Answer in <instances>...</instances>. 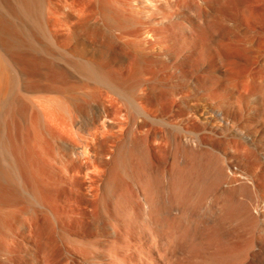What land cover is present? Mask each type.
<instances>
[{
	"label": "bare ground",
	"instance_id": "6f19581e",
	"mask_svg": "<svg viewBox=\"0 0 264 264\" xmlns=\"http://www.w3.org/2000/svg\"><path fill=\"white\" fill-rule=\"evenodd\" d=\"M133 2L0 0V264H264L262 65L222 53L202 39L210 27L194 24L199 36L160 58L151 36L168 17L154 5L139 21ZM58 16L79 26L95 17L102 49L86 46L88 61L60 49L48 28ZM39 35L59 51L52 99L37 100L28 80L41 63L18 58L17 45L48 53Z\"/></svg>",
	"mask_w": 264,
	"mask_h": 264
},
{
	"label": "rangeland",
	"instance_id": "374dc122",
	"mask_svg": "<svg viewBox=\"0 0 264 264\" xmlns=\"http://www.w3.org/2000/svg\"><path fill=\"white\" fill-rule=\"evenodd\" d=\"M160 1V2H159ZM166 1H168V3H167V5H165L164 6V4L163 5H161L162 3H166ZM165 2H164V0H151V1H148V3H147V0L146 1H144V0H136V2L134 3L133 2V4H135V7H137L136 8V10H138V11H140L139 12V15L138 14H136V16H138L139 18L140 17H142L143 15V17L142 18H140L139 19V21H141V19L143 20V22H144V20H145V22H148L147 20H146V11H145V8H146V10L148 9V7H149V10H153V9H156V7L154 6V5H156L157 7H160V9L161 10H164V13L166 14V17H168V21H165V23H160V25H159V27H157L156 29H157V31H158V33L155 31V33H152V38H154V42L152 41V45L151 46H153V51L154 52H156V53H158V54H160L159 55V57L160 58H168V56H166L165 55V53H167V51H168V49L170 50V48L172 49V47L174 48L175 46H180V45H182L183 44V39H185L186 37V35H188L189 34V36H190V34H192V33H194L195 32V34L197 33V32H200L201 34H202V32H203V29L204 28H206V29H208L207 28V26L208 27H210L209 28V30L208 31H204L203 32V34H204V36H202V39L205 41H210V43L211 44H213V43H215V44H213V45H215L216 47L217 46H219V48H221L220 50H221V52L222 53H225V51H226V55H228V54H230L231 55V53H232V56H235V55H237L238 57L240 56V57H245V56H248V57H252V58H255V59H257L258 61V64L260 63L262 66H260L261 67V70L264 72V69H262V67L264 68V0H247V2H246V0H233V2H232V0H170V2H169V0H166ZM192 1V2H191ZM228 1V2H227ZM146 2V3H145ZM162 2V3H161ZM177 2L179 3V4H177ZM246 2V3H245ZM161 3V4H160ZM174 3V4H173ZM216 3V4H215ZM226 3V4H225ZM231 3V4H230ZM152 4V5H151ZM160 4V5H159ZM195 4V5H194ZM211 4V5H210ZM234 4V5H233ZM137 5H139V6H137ZM194 5V6H193ZM202 5V6H201ZM163 6V7H162ZM198 6V7H197ZM201 6V7H200ZM217 6V7H216ZM155 7V8H154ZM143 8V9H142ZM15 11H16V7H14L13 8ZM202 9H203V11H202ZM251 9V10H250ZM195 10V11H194ZM158 12H156L157 13V17H163V12L162 11H160V10H157ZM200 13V15L197 17V15L199 14L198 12ZM253 12V14L251 13V12ZM145 12V13H144ZM227 12V13H226ZM138 13V12H137ZM196 13H198L197 15H196ZM220 13V14H219ZM249 13V14H248ZM17 14V13H16ZM46 14H47V9H46ZM195 14V15H194ZM207 14V15H206ZM224 14V15H223ZM252 14V15H251ZM248 16V17H251V19L250 18H244V16ZM251 15V16H250ZM18 16H20V15H18ZM47 16V15H46ZM209 16V17H208ZM67 16H61V17H56L55 19H57L56 21H54V19H51L50 21H52V22H49L50 23V25H48V28L50 29V31H51V34H52V37H53V39H54V41L56 42V44H57V46L58 47H60V49H65L67 52H74V51H77V49H78V51L77 52H74V53H76L77 54V56H78V58H79V55L80 54H84V56L82 57L81 55H80V58H81V60H82V58L85 60V59H87L86 61H88V48H90V49H95V51L98 53V51L99 50H101L102 49V42H100V41H102L101 40V38H99V36H98V34H95L96 33V29H95V24L94 23H96L95 21L97 20V19H95V17L92 19V21L90 22V26H88V23H86V24H82V25H78V24H76V23H73V22H75V21H73V20H71L70 19V17L67 19L66 18ZM145 17V18H144ZM201 19H200V18ZM211 17V18H210ZM216 17V18H215ZM227 17V18H226ZM237 17V18H236ZM187 18H188V20H187ZM195 18H197V21H196V19ZM193 19H195V20H193ZM203 19V20H202ZM213 19V20H212ZM217 19V20H216ZM243 19H244V21H243ZM247 19V20H246ZM48 20V18L46 17V21ZM206 20V21H205ZM219 20H222V21H219ZM252 22H251V21ZM71 21V22H70ZM191 21V22H190ZM219 21V22H218ZM247 21H249V22H247ZM144 22V23H145ZM209 22V24L211 25H207V23ZM224 22V23H223ZM25 23V22H24ZM22 24V25H24V27H31L27 22H26V24ZM48 23V22H47ZM48 23V24H49ZM54 23V24H53ZM189 23H191V24H189ZM220 23V24H219ZM149 23H146L145 25H148ZM192 24H194V26L192 25ZM150 25H153V23H151ZM198 26V27H200V28H197V29H201V28H203L202 30H196V27L195 26ZM247 25V26H246ZM153 26H158V25H153ZM180 26V27H179ZM190 26L192 27H195L194 29L197 31H192V30H194L193 28H190ZM219 26V27H218ZM181 27H183L182 29H181ZM187 29H186V28ZM141 28V29H140ZM190 28V29H189ZM213 28V29H212ZM214 28H216L217 30H215ZM92 29V30H91ZM139 29L141 30V31H139V35H141V39H139L140 40V42L139 43H141V44H139V45H141L142 46V49L144 48L145 49V46L146 47H148V46H150L149 44H148V42H147V39H150V36L149 35H147L146 33H145V30H144V28H142V26H140L139 27ZM143 29V30H142ZM163 30V32H165V37L164 38H162V33H160L159 31H162ZM184 29V30H183ZM89 30V31H88ZM211 30V31H210ZM35 31V33H36V30H34ZM33 31V32H34ZM142 31H144V33L142 32ZM90 32V33H89ZM92 32V33H91ZM141 32V33H140ZM190 32V33H189ZM209 34H208V33ZM257 32V33H256ZM157 33V34H156ZM199 33V34H200ZM206 33H207V35H206ZM259 33V34H258ZM15 34H17V32L15 33ZM19 34V33H18ZM94 34V35H93ZM158 34H159V36H158ZM199 34L197 33V35L199 36ZM202 34V35H203ZM138 35V37L140 38V36ZM38 36V35H37ZM188 36V37H189ZM149 37V38H148ZM157 37V38H156ZM166 38H167V40H166ZM183 38V39H182ZM199 38H201V35H200V37ZM209 38V39H208ZM98 39H99V41H98ZM146 39V40H145ZM190 39V38H189ZM208 39V40H207ZM211 39V40H210ZM37 40L39 41V42H41L42 44H41V46H42V48L44 49V50H47V52L48 53H45V52H41V53H39L38 51H35V50H33L32 49V47H29V46H27V45H20V46H18L17 45V49L19 48V50L20 51H22V52H20L21 54H19L18 53V58H19V55H20V57H21V59L19 58V60H22L23 61V63H27V64H30L31 65V63H32V66L33 65H35V67L37 66V63L39 64V63H41V64H39L40 66L38 67V69H36V71L35 72H33L35 75H37V76H35L33 73H31L30 72V74H29V77H28V80L30 79V81H32L35 85L34 86H38V87H36L35 89H37V90H41V91H39V92H37V93H35V95L34 96H37V97H39V99H37V100H40V99H45V97L47 98V99H50L49 97H51V99L52 98H54V97H56L58 94H57V92H54L55 90H56V88H57V86H58V83H57V81L56 80H58L57 79V75L58 74H60V70H59V68H56V67H58L57 65H59V62L57 61V57H59L58 56V48L57 47H52V46H50L48 43H47V41L44 39V38H42L40 35H39V37H37ZM95 40V41H94ZM93 41H94V43H93ZM98 41V42H97ZM183 41V42H182ZM211 41H213V42H211ZM81 42V43H80ZM144 42V43H143ZM221 44V43H223V44H219V43ZM89 43H91V44H89ZM174 43V44H173ZM178 43V44H177ZM217 43H218V45H217ZM233 43H235V44H233ZM237 43H238V46H237ZM171 44H172V46H171ZM209 44V43H208ZM232 44H233V46H232ZM75 45H76V47H75ZM83 45H84V53H82L83 51H82V49H83ZM92 45V46H91ZM21 46H22V48H21ZM27 46V47H26ZM80 46V47H79ZM86 46L88 47V48H86ZM91 46V47H90ZM220 46H226V47H224V48H227L228 47V50H224V49H222V47H220ZM231 46V47H230ZM74 47V48H73ZM232 47L234 48V49H236V51H233L232 50ZM243 47V48H242ZM29 48V49H28ZM82 48V49H81ZM101 48V49H100ZM139 49L141 48L140 46L138 47ZM25 49H27V52H26V50ZM75 49V50H74ZM99 49V50H98ZM142 49H140V50H142ZM229 49H231V50H229ZM25 50V51H24ZM30 50V51H29ZM80 50V51H79ZM167 50V51H166ZM237 50H239V51H237ZM85 51L87 52L86 53V57H85ZM165 51V52H164ZM228 51H232L231 53L229 52L228 53ZM249 51V52H248ZM24 52V53H23ZM80 54H79V53ZM163 54H162V53ZM23 53V54H22ZM97 53H96V55H97ZM228 53V54H227ZM234 54V55H233ZM242 54V55H241ZM164 55V56H163ZM31 56H33V57H31ZM98 56V55H97ZM157 56V55H156ZM31 58V59H30ZM41 58V59H40ZM57 58V59H56ZM79 58V59H80ZM43 59V60H42ZM254 59V60H255ZM28 62H27V61ZM42 60V61H41ZM47 60V61H46ZM32 61V62H31ZM33 61H34V63H33ZM36 61V62H35ZM41 61V62H40ZM256 61V60H255ZM48 62V63H47ZM263 63V64H262ZM259 64V65H260ZM44 65V66H43ZM55 65V66H54ZM60 65H62L63 66V63H60ZM40 68V69H39ZM48 69V70H47ZM54 70V71H53ZM58 70H59V72H58ZM169 70H171L172 71V69H168V70H165V71H167V73H168V75H169ZM64 71H66L65 72V74L67 73L68 74V76L70 75V79L72 80V81H77V82H79L80 81V79H81V77L78 75V74H74V71L72 70V69H69V70H64ZM64 71L62 72V73H64ZM42 74H41V73ZM262 72V73H263ZM54 73L56 74V75H54ZM167 73H165V74H167ZM33 74V75H32ZM48 74V75H47ZM66 74V75H67ZM264 74V73H263ZM45 75H46V77H45ZM50 75H54L53 77H50L49 78V76ZM167 75V76H168ZM35 76V77H34ZM57 76V77H56ZM39 78V79H38ZM53 78V79H52ZM35 79V80H34ZM41 79V80H40ZM56 79V80H55ZM52 80H54V81H52ZM38 81V82H37ZM45 81H47V82H45ZM49 81V82H48ZM55 81H56V83H55ZM51 82V83H50ZM39 83V84H38ZM43 84V85H42ZM55 84H56V88H55ZM41 87V88H40ZM263 87H264V84H263ZM54 90V91H53ZM49 95V96H48ZM56 95V96H55ZM53 96V97H52ZM197 100H195V102H196ZM194 102V103H195ZM167 115H169V114H167ZM166 117H168V116H166L165 115V117L164 118H166ZM176 120H177V118H175ZM175 119H171V120H173L172 122L173 123H175L176 121H175ZM170 120V121H171ZM24 125V127H23V129H25V127H26V124L24 123V122H22V126ZM162 125H160V124H157V125H155V127L157 128V129H162V131L164 130V127L162 128L161 127ZM147 127V128H146ZM159 127H161V128H159ZM143 127H141V129H140V135L142 136V138H144L145 136H147L146 134H147V130H148V126H145L143 129H142ZM18 129H20V128H17V130ZM15 131V135L16 134H21V136H22V133L24 132H26L25 130H23V132H22V128L20 129V130H18V131ZM146 130V131H145ZM18 132V133H17ZM22 132V133H21ZM18 134V135H19ZM32 135V134H31ZM20 136V135H19ZM21 136L19 137V138H21ZM152 136L153 135H148V140H149V144H150V146L151 145H153L154 147H155V139H154V137L152 138ZM33 137V138H32ZM33 139V140H32ZM22 140V139H21ZM34 141V136H31V142H33ZM78 141V140H77ZM152 141V142H151ZM79 142V141H78ZM154 143V144H153ZM153 146H151V147H153ZM53 154V153H52ZM55 156V157H54ZM43 158V157H42ZM51 158H55V159H58L57 158V154L56 155H52V157ZM41 160V159H40ZM43 161H44V159H42ZM49 160V159H48ZM46 161L47 163L49 162V163H53L54 162V164L53 165H55V166H57V168H58V166L60 165L58 162H57V160H54V159H50L49 161ZM52 160H53V162H52ZM58 163V165H56L57 163ZM83 161V160H82ZM154 162V165H156V162H157V158L155 159V160H153ZM46 162H43V164L44 163H46ZM48 163V164H49ZM56 163V164H55ZM83 164H82V170H84L85 172H87V170L89 171V169H90V165H88V164H84L85 163V161H83L82 162ZM50 165V164H49ZM52 165V166H53ZM51 166V165H50ZM103 166V168H104V165H102ZM60 168H61V166H59ZM59 168V169H60ZM45 173H47V172H45ZM48 174L49 173H47V176H48ZM46 176V175H45ZM49 176H50V174H49ZM48 176V177H49ZM102 176V175H101ZM48 177H46V178H48ZM88 183H89V180L87 181ZM88 183H85V186H84V192L86 191L87 193H89L88 194V200L87 201H85L86 203L88 202V220L90 221H92V219H93V217H92V215L90 214L93 210H92V208H93V205L91 204V203H93L94 202V199H95V197H94V199H93V193H92V191L90 190V187H89V185H90V183L88 184ZM86 186H88V187H86ZM87 189V190H86ZM85 192V193H86ZM93 200H92V199ZM89 199L91 200V203H90V201H89ZM91 205H92V208H90L91 207ZM95 208V207H94ZM90 210H91V212H90ZM93 213V212H92ZM88 221V228H90L91 226L90 225H92L93 226V228L91 227V229H92V231L90 232V235L89 236H87V239L88 240H90V239H94L95 238V235H96V232L97 231H95L96 230V228H95V225H93L94 223L93 222H89ZM92 223V224H91ZM95 229V230H94ZM93 230H94V232H93ZM47 231H45L44 232V234H46V235H51L52 234V236H46L45 235V238H44V241L46 242V240H48V241H50V240H52V238L54 237V235L55 234H53V232H51V234H49L48 232L46 233ZM91 234H92V236L94 237H92L91 236ZM2 237L1 238H6V236H5V234H3L2 233V235H1ZM48 239H47V238ZM92 237V238H91ZM49 238H51L50 240H49ZM20 240H22L21 238H19ZM54 239V238H53ZM1 240V239H0ZM5 241V240H4ZM3 241V239H2V242H4ZM47 241V242H48ZM54 240H52L51 242H49V243H45L46 245L47 244H49V245H44V246H46V247H48L49 246V248L48 249H51L50 248V246L53 244L52 242H53ZM45 247V248H46ZM52 247V249H53V247H54V245L53 246H51Z\"/></svg>",
	"mask_w": 264,
	"mask_h": 264
}]
</instances>
